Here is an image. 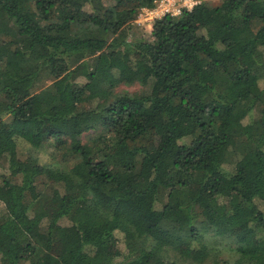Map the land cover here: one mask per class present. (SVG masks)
I'll list each match as a JSON object with an SVG mask.
<instances>
[{"label": "trees", "instance_id": "trees-1", "mask_svg": "<svg viewBox=\"0 0 264 264\" xmlns=\"http://www.w3.org/2000/svg\"><path fill=\"white\" fill-rule=\"evenodd\" d=\"M152 1L0 0V264H264V0Z\"/></svg>", "mask_w": 264, "mask_h": 264}, {"label": "built area", "instance_id": "built-area-1", "mask_svg": "<svg viewBox=\"0 0 264 264\" xmlns=\"http://www.w3.org/2000/svg\"><path fill=\"white\" fill-rule=\"evenodd\" d=\"M195 4L192 0H153L149 8H141L134 20L140 27L150 28L154 20L168 16H177L182 9L190 10Z\"/></svg>", "mask_w": 264, "mask_h": 264}, {"label": "rangeland", "instance_id": "rangeland-1", "mask_svg": "<svg viewBox=\"0 0 264 264\" xmlns=\"http://www.w3.org/2000/svg\"><path fill=\"white\" fill-rule=\"evenodd\" d=\"M142 29L138 28L139 32L141 33V35H143L144 37L148 38V32H149V28L148 27H141ZM79 76V70L78 67H76L74 69V74L73 77H78ZM140 77V73H129V85H122L120 84L116 91L117 92H127V93H134L136 91H138L140 88L137 84V79ZM78 82H83L82 79H77ZM23 150L24 147L22 144H18V147L16 149L17 154H19L20 156L23 155ZM15 152V151H14ZM1 171V170H0ZM4 172V171H2ZM55 207L56 204H46L43 206L42 211L43 213L50 219V220H56V221H60V219L57 220V218H55V216L57 215L56 211H55Z\"/></svg>", "mask_w": 264, "mask_h": 264}]
</instances>
